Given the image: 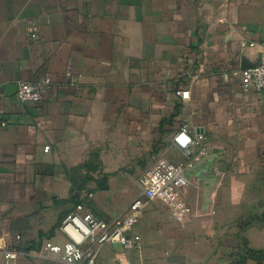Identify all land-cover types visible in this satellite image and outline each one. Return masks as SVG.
<instances>
[{"label": "crops", "instance_id": "obj_1", "mask_svg": "<svg viewBox=\"0 0 264 264\" xmlns=\"http://www.w3.org/2000/svg\"><path fill=\"white\" fill-rule=\"evenodd\" d=\"M241 41H264V0H0V85L13 93L0 100V249L23 254L14 264H48L39 249L64 241L59 225L76 204L105 221L123 216L164 154L187 166L190 218L177 223L148 202L131 231L140 251L109 244L96 264H237L247 248L264 253V224L247 226L264 213V93L233 75L259 58ZM42 77L53 85L40 103L15 101L18 81ZM184 122L189 157L172 141Z\"/></svg>", "mask_w": 264, "mask_h": 264}, {"label": "built area", "instance_id": "obj_2", "mask_svg": "<svg viewBox=\"0 0 264 264\" xmlns=\"http://www.w3.org/2000/svg\"><path fill=\"white\" fill-rule=\"evenodd\" d=\"M27 41L32 43L38 39V28L29 24L26 28ZM241 48H259V58L256 65L233 72L239 75L241 89H253L264 93V41L255 44L241 41ZM184 71L179 77L184 76ZM68 83L74 87L77 80L69 73L66 74ZM50 77L36 80L18 81L14 99L18 103L37 104L43 100L48 88L52 87ZM175 95L181 99L188 97L179 84ZM4 97L3 86L0 85V100ZM7 122L0 116V129ZM189 125L182 123L173 135V144L182 150L186 157L193 154L194 139L189 134ZM45 147L44 151H48ZM198 156H194L197 159ZM187 166L171 163L164 154H156L137 179L139 195L129 204L123 216L110 221L97 218L86 210L85 204H76L61 220L59 231L64 235L60 244L46 241L39 249L38 255L47 260H56L60 264H96L102 248L109 244H118L124 250L140 251L141 237L132 234L138 220V214L148 202H159L165 206L169 216L177 223H183L191 216V210L182 197V190L189 182L184 175ZM23 255L15 247L0 249V261L3 264H14Z\"/></svg>", "mask_w": 264, "mask_h": 264}, {"label": "trees", "instance_id": "obj_3", "mask_svg": "<svg viewBox=\"0 0 264 264\" xmlns=\"http://www.w3.org/2000/svg\"><path fill=\"white\" fill-rule=\"evenodd\" d=\"M103 180L106 179L105 175H103ZM101 188H105V186H101ZM79 204V203H78ZM250 222L248 225H256L257 227H261L264 224V213L262 215L255 214L253 217H250ZM246 259H253L260 264L261 260L264 259V253L260 250L246 249L245 255L240 259L237 264H243Z\"/></svg>", "mask_w": 264, "mask_h": 264}, {"label": "water", "instance_id": "obj_4", "mask_svg": "<svg viewBox=\"0 0 264 264\" xmlns=\"http://www.w3.org/2000/svg\"><path fill=\"white\" fill-rule=\"evenodd\" d=\"M243 69H244V68H243ZM14 89H15V91H16V86H14ZM3 90H4V94H5L6 96H8V97H10V96L13 95V93H12V88H11L10 86H5V87L3 88Z\"/></svg>", "mask_w": 264, "mask_h": 264}, {"label": "rangeland", "instance_id": "obj_5", "mask_svg": "<svg viewBox=\"0 0 264 264\" xmlns=\"http://www.w3.org/2000/svg\"><path fill=\"white\" fill-rule=\"evenodd\" d=\"M250 213H255V212H250ZM49 263L48 264H60L58 261H56V260H49L48 261Z\"/></svg>", "mask_w": 264, "mask_h": 264}]
</instances>
